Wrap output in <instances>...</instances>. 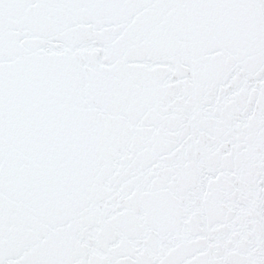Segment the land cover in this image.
<instances>
[{
	"label": "snow or ice",
	"instance_id": "1",
	"mask_svg": "<svg viewBox=\"0 0 264 264\" xmlns=\"http://www.w3.org/2000/svg\"><path fill=\"white\" fill-rule=\"evenodd\" d=\"M0 264H264V0H0Z\"/></svg>",
	"mask_w": 264,
	"mask_h": 264
}]
</instances>
